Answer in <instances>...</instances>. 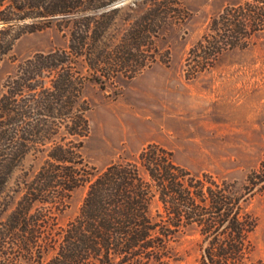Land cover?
<instances>
[{"label": "trees", "instance_id": "16d2710c", "mask_svg": "<svg viewBox=\"0 0 264 264\" xmlns=\"http://www.w3.org/2000/svg\"><path fill=\"white\" fill-rule=\"evenodd\" d=\"M116 1L0 0V64L25 33L54 21L70 28L67 47L20 61L0 94V264H43L51 251L44 264H116L153 246L159 247L158 257L174 233L193 223L209 240L201 246L206 264H232L246 249L244 194L236 183L192 173L156 143L134 160L103 169L85 158L90 106L80 66L102 86L112 72L131 70L134 78L155 60L143 47L153 44L169 18L182 14L181 0H134V7L111 8ZM124 7L133 13L111 41L113 17ZM261 35L264 0L225 6L191 51L202 55L196 71L211 69L222 53L247 48ZM34 151L44 154L43 163L7 195L13 173ZM80 187L87 193L79 214L57 227L58 214ZM156 197L162 210L153 216Z\"/></svg>", "mask_w": 264, "mask_h": 264}, {"label": "rangeland", "instance_id": "374dc122", "mask_svg": "<svg viewBox=\"0 0 264 264\" xmlns=\"http://www.w3.org/2000/svg\"><path fill=\"white\" fill-rule=\"evenodd\" d=\"M119 1L111 8L134 7V0L117 5ZM242 1L181 0L182 14L169 18L153 44L143 47L145 55L155 60L134 78L129 77L131 70L112 72L103 78L102 86L89 80L92 73L87 66H80L87 77L83 98L90 106V134L82 151L91 165L103 169L113 162L134 160L142 148L156 143L192 173H210L236 183L238 193L244 194L240 204L246 249L232 264H264V36L247 48L225 51L214 67L200 72L196 66L202 55L191 52L208 32L213 16ZM131 13L124 7L114 15L111 41L125 30ZM69 33V27L54 21L22 35L0 64V94L20 61L67 47ZM43 161L42 152L29 153L13 173L7 195H13L18 182ZM86 193L87 187L73 192L69 207L58 214L57 227L76 218ZM158 210L162 203L156 197L152 215ZM201 228L197 223L182 227L158 257L159 247L153 246L139 257L116 264H206L201 246L206 247L209 240L205 241ZM53 254L45 256L43 264Z\"/></svg>", "mask_w": 264, "mask_h": 264}, {"label": "water", "instance_id": "95a60500", "mask_svg": "<svg viewBox=\"0 0 264 264\" xmlns=\"http://www.w3.org/2000/svg\"><path fill=\"white\" fill-rule=\"evenodd\" d=\"M127 0H121V1H119L118 3H117V5H119V4H122V3H125Z\"/></svg>", "mask_w": 264, "mask_h": 264}]
</instances>
